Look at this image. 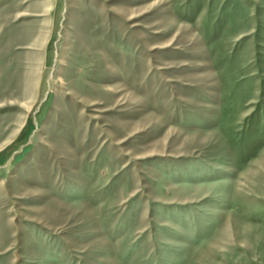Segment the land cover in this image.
I'll return each instance as SVG.
<instances>
[{
    "label": "rangeland",
    "instance_id": "1",
    "mask_svg": "<svg viewBox=\"0 0 264 264\" xmlns=\"http://www.w3.org/2000/svg\"><path fill=\"white\" fill-rule=\"evenodd\" d=\"M0 264H264V0H0Z\"/></svg>",
    "mask_w": 264,
    "mask_h": 264
}]
</instances>
